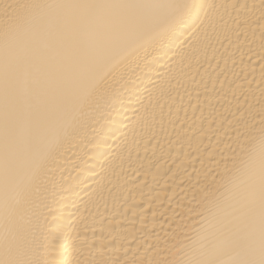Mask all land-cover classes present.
Instances as JSON below:
<instances>
[{
  "label": "bare ground",
  "instance_id": "obj_1",
  "mask_svg": "<svg viewBox=\"0 0 264 264\" xmlns=\"http://www.w3.org/2000/svg\"><path fill=\"white\" fill-rule=\"evenodd\" d=\"M0 264H264V0H0Z\"/></svg>",
  "mask_w": 264,
  "mask_h": 264
}]
</instances>
